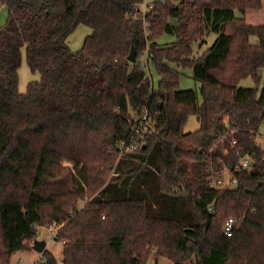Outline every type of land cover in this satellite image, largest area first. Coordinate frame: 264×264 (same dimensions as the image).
<instances>
[{"label": "trees", "instance_id": "1", "mask_svg": "<svg viewBox=\"0 0 264 264\" xmlns=\"http://www.w3.org/2000/svg\"><path fill=\"white\" fill-rule=\"evenodd\" d=\"M142 1L0 0V264L53 224L62 261L45 249L41 264H145L150 251L173 264H264V149L252 139L264 124V79L260 90L237 86L264 69V18L244 16L262 0L155 1L145 14ZM80 24L91 33L72 50L66 39ZM163 34L175 40L161 43ZM22 48L39 73L25 92ZM174 65L192 69L198 91L178 88ZM144 110L156 130L117 160ZM191 115L198 127L185 131ZM238 150L254 155L251 171L236 168ZM223 165L236 185L211 187L209 168ZM151 222L166 229L154 237Z\"/></svg>", "mask_w": 264, "mask_h": 264}, {"label": "rangeland", "instance_id": "2", "mask_svg": "<svg viewBox=\"0 0 264 264\" xmlns=\"http://www.w3.org/2000/svg\"><path fill=\"white\" fill-rule=\"evenodd\" d=\"M150 1V0H147ZM251 10V11H250ZM247 10L244 14L246 21L250 24L257 25L262 23L263 18V12H264V0H262V6L260 9H250ZM237 15H241L239 11H236ZM7 18V9L6 6L2 3H0V26H3ZM91 33V29L83 24L78 25L73 32H71L67 39L66 43L72 50L79 49L84 41V38ZM216 38V34L213 32H210L206 35L205 40L203 43L195 42L192 45L193 55L200 54L204 49H206L208 46L212 44L214 39ZM175 40V37L170 34H163L161 37H159V41L161 43L164 42H172ZM249 41L253 44H256L258 42L256 35H250ZM22 59L21 64L18 69V90L20 92H25L26 86L28 82L32 80L39 79V73L38 72H32L26 62L25 59V49L22 48ZM175 68H177L180 71V78H179V89H194L196 91L199 90L201 82L194 79L192 77V69L186 68L183 69L181 67H177L174 65ZM259 78L256 80L252 76H247L245 78H242L237 83L238 87H258V90L261 89L263 79H264V69L259 70L258 72ZM151 78L153 81V84L156 85L157 83V75L153 69H151ZM264 126V124H263ZM198 127V121L194 115L189 116L186 125L184 127L185 131H193ZM119 155L117 156V160L119 159ZM64 166H72V164L64 160L63 161ZM84 201V200H83ZM82 201V202H83ZM85 202V201H84ZM152 225L149 226L151 233L154 237L156 235H159L160 232H163L166 229V226L161 223H154L151 222ZM58 229V225L53 224L50 227H39L37 230V239L44 240L45 241V248L49 250L55 258L61 262L62 261V243L59 242L54 238L55 232ZM33 242V241H32ZM32 245V243H31ZM41 252H37L33 248L30 250H20L12 254L10 258L9 264H36L37 262H40L41 258ZM194 258V257H192ZM145 264H173V262L162 255L155 254L154 251H150L149 255L147 256V259L145 261ZM184 264H192V261L189 260L185 262Z\"/></svg>", "mask_w": 264, "mask_h": 264}, {"label": "built area", "instance_id": "3", "mask_svg": "<svg viewBox=\"0 0 264 264\" xmlns=\"http://www.w3.org/2000/svg\"><path fill=\"white\" fill-rule=\"evenodd\" d=\"M155 1L164 2L165 0H143L140 4V9L142 10V14H145L149 8L152 7ZM156 114L151 113L148 110H144L135 120L129 136L125 139L120 141L116 148L118 151L119 157L125 156L133 151L140 149L144 144L149 134L156 130ZM233 130L227 129L224 132L223 138L227 136L230 137L229 146L234 147L237 143V140L234 136H232ZM252 139L254 145L261 147L264 149V126L260 127L258 130L252 132ZM220 145L222 146L223 154L228 152V148L226 147L224 139L220 141ZM238 158L236 162V168L243 169L244 171H251L252 167L255 163L254 155L250 153H243L241 154L239 150L237 151ZM209 185L214 188H221V187H234L236 185V177L231 172V170L226 166L220 170H215L212 167L209 168V175L207 176ZM234 219L228 218L224 224V233L229 235L232 231V223ZM50 227V226H49ZM38 232V231H37ZM56 233V232H55ZM55 236V235H54ZM36 264H41L37 262Z\"/></svg>", "mask_w": 264, "mask_h": 264}, {"label": "water", "instance_id": "4", "mask_svg": "<svg viewBox=\"0 0 264 264\" xmlns=\"http://www.w3.org/2000/svg\"><path fill=\"white\" fill-rule=\"evenodd\" d=\"M127 60H129L130 62L135 61V50L133 46L131 47L129 54L127 55ZM214 206H215V202H213L210 206L211 211H213ZM45 246L46 245L44 240L35 239L32 242V248L37 252L42 253L46 249Z\"/></svg>", "mask_w": 264, "mask_h": 264}, {"label": "crops", "instance_id": "5", "mask_svg": "<svg viewBox=\"0 0 264 264\" xmlns=\"http://www.w3.org/2000/svg\"><path fill=\"white\" fill-rule=\"evenodd\" d=\"M251 11V10H250ZM263 18H264V12H263ZM263 18H262V22H263Z\"/></svg>", "mask_w": 264, "mask_h": 264}]
</instances>
